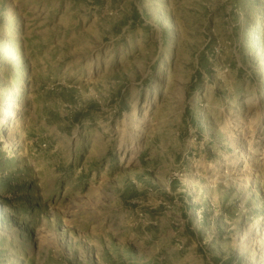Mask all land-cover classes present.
<instances>
[{
	"label": "rangeland",
	"instance_id": "rangeland-1",
	"mask_svg": "<svg viewBox=\"0 0 264 264\" xmlns=\"http://www.w3.org/2000/svg\"><path fill=\"white\" fill-rule=\"evenodd\" d=\"M0 264H264V0H0Z\"/></svg>",
	"mask_w": 264,
	"mask_h": 264
}]
</instances>
